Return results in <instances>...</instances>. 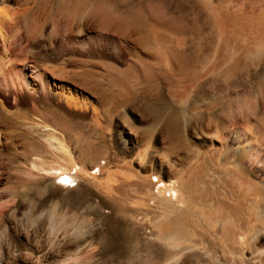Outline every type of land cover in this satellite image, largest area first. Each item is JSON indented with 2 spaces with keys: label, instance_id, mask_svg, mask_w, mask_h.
I'll use <instances>...</instances> for the list:
<instances>
[{
  "label": "rangeland",
  "instance_id": "obj_1",
  "mask_svg": "<svg viewBox=\"0 0 264 264\" xmlns=\"http://www.w3.org/2000/svg\"><path fill=\"white\" fill-rule=\"evenodd\" d=\"M211 2H222L225 12L235 15L264 12V0ZM8 4L16 12L31 8L7 32L17 57L28 54L29 66H38L44 76L42 83L32 67L24 71L36 94L17 74L26 66L21 61L0 77V210L7 212L11 232L36 233L47 246L57 241L63 255L92 259L88 264H145L146 246L155 243L152 225L136 219L145 214L137 206L145 195V176L162 165L173 181L190 177L202 165L221 176L210 154L214 121L233 115L240 122L247 115L253 119L251 105L257 101L264 115V56L258 58L254 47L248 67L182 68L179 54L222 47L220 34L208 25L204 0ZM232 43L244 47L240 40ZM183 69L201 74L186 93L182 86L191 82L181 79ZM254 73L262 76L259 81ZM53 136L67 143L78 164L89 166L92 177H81L65 190L54 177L20 183L33 163L56 167L66 162ZM231 156L223 153L222 164L232 167ZM107 171L113 179L109 184ZM252 173L264 185V164ZM149 180L157 183L156 176ZM62 218L66 222L60 224ZM146 218L153 220L155 214ZM187 257L182 264H209Z\"/></svg>",
  "mask_w": 264,
  "mask_h": 264
},
{
  "label": "bare ground",
  "instance_id": "obj_2",
  "mask_svg": "<svg viewBox=\"0 0 264 264\" xmlns=\"http://www.w3.org/2000/svg\"><path fill=\"white\" fill-rule=\"evenodd\" d=\"M7 1L0 0V42L3 46V51H0V77H5L11 64L21 61L26 65L17 73L22 81H25L24 71L27 67L28 70L32 67L35 71L33 74L37 73L39 81L44 83L43 73L38 66H29L28 54H24L23 59L17 57L13 48V36L7 32V28L19 26L31 8L16 12L9 8L10 0ZM204 7L208 12V25L220 34L222 47L211 53L179 54L182 68L215 64L238 69L241 65L247 66L250 55L254 54L249 49L254 47L256 54H259L258 58L264 56L262 10L260 15H235L225 12L222 2L214 5L211 0H204ZM236 39L244 43L242 49L233 48L235 43L232 42ZM184 70L181 79L191 82H185L182 86L186 93L189 85H194L192 82L199 79L201 74ZM260 76L259 73H254L253 79L257 81ZM25 86L27 90L37 93L35 83L25 81ZM257 103L258 101L251 105L253 119L247 115L240 122L233 115L227 121H214L210 154L213 166L220 169L221 176L211 175V170L203 165L190 177L182 176L177 181L164 173L163 165L160 169L152 168L150 175L145 176V195L137 205L145 214L141 218L138 215L136 219L142 224L152 225L155 240V243L146 246L148 254L145 264H182L185 259L190 260L187 257L189 255L196 260H206L209 264H264V185L252 178V169L263 167L264 164V123L261 120L264 115H260ZM53 139L60 145L56 147H60L66 154V162L56 167H45L32 162V166L28 165V171L25 167L28 179H21L20 183H33L54 177L55 180H61L60 186L65 190L71 188L81 177H92L89 166L76 162L67 143L57 137ZM2 142L0 125V143ZM50 145L49 148H53V144ZM223 153L232 154V167L222 164ZM101 170L102 167L98 171ZM111 175H108V184L113 180ZM152 176L157 177L156 184L149 180ZM209 178H217V181L207 183ZM149 213L155 214L153 220L146 218ZM65 219L62 218L60 224L66 222ZM202 224H206L208 228L201 227ZM13 227L7 212L0 210V233L5 237L4 245H1L4 239L0 241V264H88L92 260H82L77 254L63 255L64 246L58 245L57 241L47 246L36 233L28 230L13 234ZM217 228L222 230L221 235H217Z\"/></svg>",
  "mask_w": 264,
  "mask_h": 264
},
{
  "label": "snow or ice",
  "instance_id": "obj_3",
  "mask_svg": "<svg viewBox=\"0 0 264 264\" xmlns=\"http://www.w3.org/2000/svg\"><path fill=\"white\" fill-rule=\"evenodd\" d=\"M64 181H62V183H63Z\"/></svg>",
  "mask_w": 264,
  "mask_h": 264
}]
</instances>
